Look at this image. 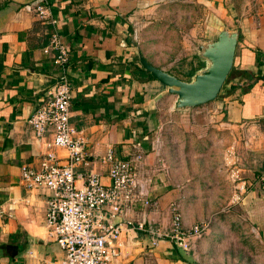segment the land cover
Listing matches in <instances>:
<instances>
[{"label": "crops", "instance_id": "obj_1", "mask_svg": "<svg viewBox=\"0 0 264 264\" xmlns=\"http://www.w3.org/2000/svg\"><path fill=\"white\" fill-rule=\"evenodd\" d=\"M205 1L201 40L169 61L136 41L131 17L140 7L131 0H0V264H59L64 255L43 225L48 192L19 181L20 168L36 170L48 150L66 161L63 149L50 146V132L37 140L27 124L58 72L52 52H42L51 26L23 9L35 2L46 5L68 53L69 124L88 156L75 172L91 170L108 186L101 160L110 149L135 162L145 200L155 203H134L117 221L163 231L174 204L183 230L204 226L187 252L164 239L152 246L145 232L126 227L110 264H264V0ZM222 29L238 38L217 97L172 111L174 96L140 69L137 54L187 81L202 67L197 46ZM230 158L246 184L235 203Z\"/></svg>", "mask_w": 264, "mask_h": 264}, {"label": "built area", "instance_id": "obj_2", "mask_svg": "<svg viewBox=\"0 0 264 264\" xmlns=\"http://www.w3.org/2000/svg\"><path fill=\"white\" fill-rule=\"evenodd\" d=\"M23 9L49 26L51 31L43 54L52 52V64L57 67V78L42 103L27 120L33 138L40 140L51 133L50 146L63 149L66 161L60 163L50 150L46 151L36 170L21 167L20 184L27 190L42 188L48 192L45 200L43 225L46 235L63 251L59 264H110L117 256L120 236L129 229L145 232L152 246L158 240H167L181 252H187L192 241L201 237L204 226L183 230L180 215L174 204L168 206L169 225L163 230L138 223L117 221V218L134 203L154 206L145 200V189L137 176L135 162L116 158L106 150L101 162L107 167L108 186H103L97 173L89 170L76 173L79 165L87 166V152L81 137L69 124L71 88L67 79L68 53L57 31L49 20L47 7L42 2L25 4ZM136 156L134 161L139 160ZM228 178L233 186L231 202L244 193L246 184L241 170L230 158ZM80 185L77 186L76 182ZM264 190V170L258 178ZM3 214L0 206V216Z\"/></svg>", "mask_w": 264, "mask_h": 264}, {"label": "rangeland", "instance_id": "obj_3", "mask_svg": "<svg viewBox=\"0 0 264 264\" xmlns=\"http://www.w3.org/2000/svg\"><path fill=\"white\" fill-rule=\"evenodd\" d=\"M131 1L140 7L131 21L136 41L141 40L144 52L159 60L173 61L174 57L191 53L201 40L207 15L205 0Z\"/></svg>", "mask_w": 264, "mask_h": 264}, {"label": "water", "instance_id": "obj_4", "mask_svg": "<svg viewBox=\"0 0 264 264\" xmlns=\"http://www.w3.org/2000/svg\"><path fill=\"white\" fill-rule=\"evenodd\" d=\"M237 38L236 31L222 29L197 46L196 57L202 67L194 71L187 81L151 66L140 54H137V62L143 72L174 96L171 110L185 112L215 100L232 67Z\"/></svg>", "mask_w": 264, "mask_h": 264}, {"label": "clouds", "instance_id": "obj_5", "mask_svg": "<svg viewBox=\"0 0 264 264\" xmlns=\"http://www.w3.org/2000/svg\"><path fill=\"white\" fill-rule=\"evenodd\" d=\"M29 255L31 256V255H32V253H29Z\"/></svg>", "mask_w": 264, "mask_h": 264}, {"label": "trees", "instance_id": "obj_6", "mask_svg": "<svg viewBox=\"0 0 264 264\" xmlns=\"http://www.w3.org/2000/svg\"><path fill=\"white\" fill-rule=\"evenodd\" d=\"M225 82V81H224ZM224 84V83H223Z\"/></svg>", "mask_w": 264, "mask_h": 264}]
</instances>
